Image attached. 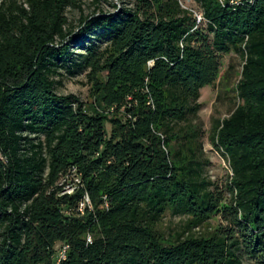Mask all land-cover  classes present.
Returning a JSON list of instances; mask_svg holds the SVG:
<instances>
[{
  "label": "trees",
  "instance_id": "obj_1",
  "mask_svg": "<svg viewBox=\"0 0 264 264\" xmlns=\"http://www.w3.org/2000/svg\"><path fill=\"white\" fill-rule=\"evenodd\" d=\"M119 1L0 2V264H264V0ZM231 53L239 105L209 136L220 186L193 121ZM83 73L116 118L58 93Z\"/></svg>",
  "mask_w": 264,
  "mask_h": 264
},
{
  "label": "rangeland",
  "instance_id": "obj_2",
  "mask_svg": "<svg viewBox=\"0 0 264 264\" xmlns=\"http://www.w3.org/2000/svg\"><path fill=\"white\" fill-rule=\"evenodd\" d=\"M2 0H0L1 2ZM24 1V0H21ZM184 8H189L197 11V6L194 0H179ZM85 4L83 9L85 15H90L95 11V5L92 4L93 0H84ZM129 3L130 0H126ZM101 9L104 12L115 13L116 10L113 8V4L118 5L121 8L123 5L119 0H101ZM68 18L73 22L75 27H78L80 13L78 10H69ZM243 60L240 56L231 53L226 55L222 59V74L224 78L219 80L215 86L206 87L201 92L200 104L201 110L197 118L194 119L193 125L198 126L202 133V147L203 155L202 159L205 162V176L210 178L213 182L218 183L220 186H224L230 178L231 172L227 160L218 153L212 146L209 136L212 131V127L216 125L218 120L222 121L227 119L233 111L239 105V100L235 91L240 73L242 71ZM62 86L58 87V93L62 95H75L84 103L92 106L104 116L112 119L116 116L114 108L98 107L97 95L91 89L90 83L87 81L85 73L77 74L74 77L65 75L62 79ZM144 92L149 94V90L144 88ZM128 102L133 103L135 101L132 96H128ZM148 105L152 106L153 102L149 97ZM120 116V114H118ZM116 118V117H115ZM110 130V125L107 126ZM74 187H67L64 190V195H70L73 193ZM92 209V207H90ZM182 218L167 217L163 224V229L167 233L170 229L178 228L181 225ZM215 223V222H214ZM202 230H196V232H202ZM88 238V242H89ZM58 256L68 257V247L58 246Z\"/></svg>",
  "mask_w": 264,
  "mask_h": 264
},
{
  "label": "built area",
  "instance_id": "obj_3",
  "mask_svg": "<svg viewBox=\"0 0 264 264\" xmlns=\"http://www.w3.org/2000/svg\"><path fill=\"white\" fill-rule=\"evenodd\" d=\"M230 2H231V4H239L240 2H242L243 0H229ZM197 18H198V20L200 21L201 20V17L200 16H197ZM73 190H74V188H73ZM62 195H64V191H63V193H62ZM87 202H89L88 201V199L86 200ZM82 206V205H81ZM90 241V240H89ZM62 259H65L64 258V256L62 257V256H60Z\"/></svg>",
  "mask_w": 264,
  "mask_h": 264
}]
</instances>
